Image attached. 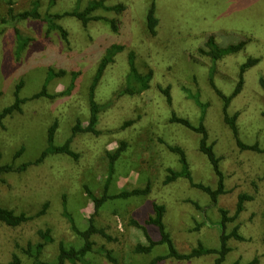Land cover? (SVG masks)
Masks as SVG:
<instances>
[{
    "label": "rangeland",
    "instance_id": "rangeland-1",
    "mask_svg": "<svg viewBox=\"0 0 264 264\" xmlns=\"http://www.w3.org/2000/svg\"><path fill=\"white\" fill-rule=\"evenodd\" d=\"M39 2L42 16L74 9L84 10L90 0H14L16 11L31 9ZM153 0H108L113 6L122 4L121 12L98 9L97 16L115 20L117 28L104 19L90 21L86 26L76 17L65 16L57 22L68 32L65 39L54 29L48 32L42 19L29 18L17 23L25 37L30 38L20 57L13 28L0 35V112L19 96L28 98L22 111H15L0 125V166L15 162L21 165L36 160L48 147V130L58 123L55 144L62 145L72 134L77 120L89 122V91L107 50L113 44L124 46L107 66L95 87L96 101L102 106L97 129L93 133H77L71 148L78 154H50L39 164L23 172L0 171V206L25 212L33 218L17 227L0 221V264H11L17 254L24 263L33 258L26 250L44 239L39 230H51L54 238L47 243L41 258L54 262L60 241L81 247L83 240L73 231L63 214V198L77 226L84 230L94 213V204L85 186L96 195L103 193L109 174V152L126 142L127 148L115 164L109 192L145 188V196L109 199L95 216V224L113 237L108 240L95 234L94 249L89 253L92 264H112L100 252L112 251L121 263L150 264L168 252L167 245H157L151 253H136L138 243H147L144 231L132 223L145 225L155 215L153 204H164V223L177 249L188 253L202 242L209 248H220L221 214L225 208L233 216L238 195L254 197L245 203V210L228 226L239 225L244 240L231 238L232 250L223 264H264V152L242 150L224 119V101L210 84L211 59L200 52L210 36L222 46L246 41L245 47L217 61L213 75L216 86L231 96L238 84L240 66L248 58L259 62L246 70L241 91L233 96L230 115L238 113L239 138L247 145L258 144L264 150V0H154L159 25L156 35L148 33L146 15ZM7 0H0V19L7 16ZM134 52L138 69L152 71L150 88L130 96L119 92L129 71L128 55ZM53 68L65 73L53 78L47 86L54 98L31 99L39 92ZM170 89L171 103L162 89ZM68 93H63L66 92ZM199 95L207 104L206 127L209 142L222 157L227 193L213 204L208 194L191 186L186 178L165 183L168 169L180 170L178 155L168 145H179L186 152L195 182L216 187L217 176L206 155L199 149V135L180 123L172 122L175 113L197 124L201 110L189 95ZM23 153L14 160L16 152ZM45 203L44 215L38 216ZM200 205V208L197 205ZM154 239L159 229L147 225ZM216 255H203L189 261L169 258L158 264H214ZM70 264V263H67Z\"/></svg>",
    "mask_w": 264,
    "mask_h": 264
},
{
    "label": "trees",
    "instance_id": "trees-1",
    "mask_svg": "<svg viewBox=\"0 0 264 264\" xmlns=\"http://www.w3.org/2000/svg\"><path fill=\"white\" fill-rule=\"evenodd\" d=\"M108 0H90L85 7L84 10L80 11L79 9H74L72 11H66L63 13H47L45 16H42L40 10H39V2L35 1L33 4V7L31 9L23 10V11H16L14 8V0H7L8 3V10H7V16L0 19V35L5 32L8 28H13L16 34L17 38V56L20 57L24 49L27 47L30 38L25 37L21 30L17 27V23L26 20L29 18L33 19H42L44 22H46L48 27V32L57 29L61 32L62 36L66 39L67 38V30L59 24L57 21L61 20L65 16H73L78 18L82 21L84 26H86L90 21L93 20H100L104 19L110 22L111 26L116 29V22L115 20H110L106 17L97 16L94 14V12L98 9H104L107 11L113 10L116 12H121L125 9V7L122 4H117L113 6H108L106 4ZM159 25V18L157 16L156 11V3L153 0L148 8V12L146 15V28L149 34L156 35L157 33V27ZM246 45V41L242 40L235 44H230L228 46L222 47L220 46L215 36L212 35L207 40L205 46L207 47V50L204 48H200V52L203 55L208 56L213 66L211 68L210 72V84L215 89L217 94L223 99L224 101V119L225 122L229 125L231 128L233 135L236 138V142L239 145V147L242 150H253L258 152H264L258 144L254 145H247L243 143L239 138V127L237 124V118L238 113H235L234 115H230L228 112L229 105L231 103V100L233 99L234 95H237L243 85H244V74L246 70H248L250 67L256 65L259 62L258 58L250 57L247 59L245 63H243L240 66V74H239V81L237 84V87L234 91V93L231 96H226L215 84L213 75L216 68L217 61L221 60L227 55L230 54H236L239 51H241ZM124 50V46L119 44H113L106 53V56L102 59L98 71L94 77L93 83L90 87L89 91V105H90V117L89 122L86 126L82 124L80 120H77L76 124L72 128V134L71 136L62 144V145H56L55 144V134L58 127V123L54 122L49 130H48V147L43 150V152L40 154V156L31 162H25L21 165H16L15 162L10 164H4L0 166V171L5 173H11V172H23L25 171L30 165L32 164H39L43 162L47 156L50 154H67L73 158H77L78 154L71 148V143L73 141V138L77 133H93L96 135L100 134V131L97 129V124L99 121V113L102 110V106L96 101L95 98V87L99 80L101 79L104 71L106 70L107 66L114 60V57L122 52ZM128 65H129V71L126 75V83L120 90V95H130L135 96L142 94L146 90L150 88V83L152 79V71L148 73L141 72L135 61V54L134 52H130L128 55ZM65 72L62 70L60 72H55L53 68H50L48 71L47 79L42 87V89L34 94L31 99L40 98V97H49L54 98V94H50L47 90L48 83L55 78L56 76L63 75ZM260 85L264 89V77L260 78ZM21 89V85L18 86V90L16 92V99L13 104L6 106L1 112H0V125L4 126V120L8 116L12 115L15 111L21 112L22 111V103L28 100V98H21L19 96V91ZM69 90L63 93H68ZM163 93L167 97V100L169 103L172 101V96L170 93V89H162ZM189 95L195 100L197 105L199 106L201 110V114L199 117V121L197 124H194L190 119L186 117H180L177 114H173L171 117L172 122H177L185 126L186 128L194 131L199 135V149L200 151L207 156L210 164L212 165L213 171L215 175L217 176V185L216 187H212L210 185H206L202 182H195L192 176V172L190 169V164L187 159V155L183 147L179 145H168V148L178 155L179 162L181 164L180 170L176 171L174 169L169 168L168 175L165 179V183L169 184L171 182H174L178 180L179 178H186L189 180L191 186L202 190L206 194L209 195L211 198V201L213 204H217L218 199L221 195L227 193L226 189V177L225 173L221 167V161L222 157L218 156L215 153L214 145L213 143L209 142V131L206 127V111H207V104H204L200 98L199 95H194L192 93H189ZM127 144L126 142H121L120 146L114 151L109 152V174L108 178L103 190V193L101 195H96L88 186H85L86 193L88 197L92 200L94 204V213L92 216L88 219L89 225L86 229L82 230L80 229L77 224L75 223V220L72 216V214L67 209V201L66 197L63 198V206L64 211L63 214L71 223L73 231L78 234L81 239L83 240V244L81 247L76 246H68L65 244V242L60 241L58 244V252L57 256L54 262H49L41 258L42 252L44 247L47 243H52L54 241V238L51 235V230L48 228L46 230H39V235L41 238L44 239V242H40L36 246V253H32V249L30 246V249L28 248L26 250L27 254L30 255V257L33 258L32 263L29 264H92L91 260L89 259V253H91L94 249L95 242L93 240V236L95 234H100L103 237H105L108 240H113V237L110 236L104 228H99L95 224V216L98 214L99 210L103 206V204L108 201L109 199H123V198H130L132 196H145L148 195L151 192V186L150 183L147 184L145 188H134V189H124L121 190L118 193L111 194L109 192V185L113 179V176L115 174V164L117 160L121 157L122 153L126 150ZM24 147H22L18 152H16L14 156V160L17 159L24 151ZM1 157V155H0ZM254 197L248 193H240L238 195V201H237V210L235 215L230 216L229 211L225 208H220V214H221V234H220V248H209L206 247L202 242L198 243V246L193 248L190 252L184 253L180 252L170 233L166 230V226L164 223V215L166 213V206L164 204H153V209L155 212V215L149 216V218L145 221V225L141 224L137 220H132V223L137 226L138 228L142 229L144 231L145 237L147 239V243H138L136 244L134 251L136 253H143V254H149L152 252V250L157 245H167L168 252L164 255H158L154 257L150 264H158L164 260H167L169 258H174L176 260L180 261H189L194 258L202 257L203 255H216V259L214 264H223L227 254L232 250L231 246H229V240L231 238H234L236 240H244V236H242L239 232V225H236L231 231H228V226L230 223L236 221L240 214L245 210V203L248 201H252ZM198 208H200V205L196 204ZM49 207L48 203H45L42 210L38 212V216L44 215L46 213L47 208ZM33 216L27 215L25 212L16 213L13 209H9L6 207L0 206V221L5 223L8 226L11 227H17L29 220H31ZM147 225H154L159 229L160 238L154 239L150 232L148 231ZM100 252L105 256V258L111 262L112 264H129V263H121L118 258H116L111 250L102 248ZM257 258L253 261L249 262L248 264H256ZM11 264H28L24 263L22 259L17 255H13V259ZM237 264V263H235Z\"/></svg>",
    "mask_w": 264,
    "mask_h": 264
}]
</instances>
